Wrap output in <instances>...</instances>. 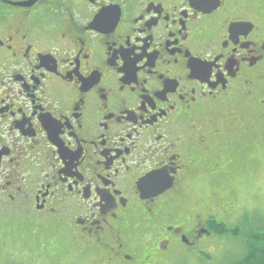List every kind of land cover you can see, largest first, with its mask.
<instances>
[{
  "label": "flooded vegetation",
  "instance_id": "af4514ba",
  "mask_svg": "<svg viewBox=\"0 0 264 264\" xmlns=\"http://www.w3.org/2000/svg\"><path fill=\"white\" fill-rule=\"evenodd\" d=\"M257 133L264 0H0V218L75 264L207 262L204 187Z\"/></svg>",
  "mask_w": 264,
  "mask_h": 264
},
{
  "label": "rangeland",
  "instance_id": "374dc122",
  "mask_svg": "<svg viewBox=\"0 0 264 264\" xmlns=\"http://www.w3.org/2000/svg\"><path fill=\"white\" fill-rule=\"evenodd\" d=\"M264 144V134H251L241 143L226 152L229 173L226 179L209 182L204 187L217 206L218 202L230 203L229 215L219 211L217 218L227 227L236 224L243 227L244 215L248 214L250 226L264 228V149L254 146ZM20 215L15 212L14 216ZM0 264H75L76 254L72 244L69 249H62L58 243L61 238L50 237L49 240L39 233L37 218L27 214L23 217L0 218ZM39 222V221H38ZM248 227V226H246ZM43 229H52L51 224L42 222ZM245 228V227H243ZM39 230V231H38ZM244 236V229L242 232ZM242 237H210L204 244L205 254L210 256L207 262L196 261L187 264H228L239 258L244 251ZM51 245L49 257L43 258L44 247ZM72 248V249H70ZM76 249V248H75ZM77 250V249H76ZM183 252L172 248L169 254L154 264H184ZM193 258V257H192ZM194 259V258H193Z\"/></svg>",
  "mask_w": 264,
  "mask_h": 264
},
{
  "label": "trees",
  "instance_id": "16d2710c",
  "mask_svg": "<svg viewBox=\"0 0 264 264\" xmlns=\"http://www.w3.org/2000/svg\"><path fill=\"white\" fill-rule=\"evenodd\" d=\"M256 147H261L256 145ZM256 151V150H255ZM249 215H244L243 224L241 227L235 225L233 227H227L225 224L220 222L216 225L215 233L218 237L233 236L242 237L244 241V251L242 255L234 261L228 264H264V228L258 226H250L248 223ZM248 226V227H246ZM244 229V236L242 235Z\"/></svg>",
  "mask_w": 264,
  "mask_h": 264
},
{
  "label": "water",
  "instance_id": "95a60500",
  "mask_svg": "<svg viewBox=\"0 0 264 264\" xmlns=\"http://www.w3.org/2000/svg\"><path fill=\"white\" fill-rule=\"evenodd\" d=\"M198 1H201V0H198ZM212 2H215L216 0H211ZM150 178H154V176H151ZM167 185H169V184H167V182L165 183V187L167 186ZM158 186V185H157ZM163 187V186H162ZM158 190H159V187L158 188H156V191L158 192ZM159 193V192H158Z\"/></svg>",
  "mask_w": 264,
  "mask_h": 264
}]
</instances>
